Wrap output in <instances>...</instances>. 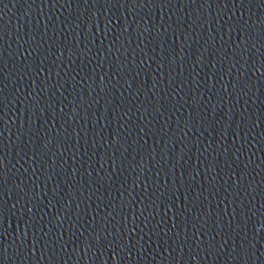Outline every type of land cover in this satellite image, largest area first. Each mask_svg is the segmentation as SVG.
<instances>
[{
    "label": "water",
    "instance_id": "water-1",
    "mask_svg": "<svg viewBox=\"0 0 264 264\" xmlns=\"http://www.w3.org/2000/svg\"><path fill=\"white\" fill-rule=\"evenodd\" d=\"M0 264H264V0H0Z\"/></svg>",
    "mask_w": 264,
    "mask_h": 264
}]
</instances>
